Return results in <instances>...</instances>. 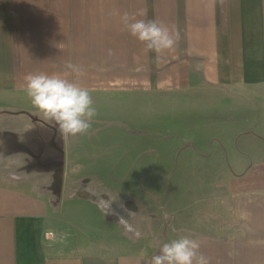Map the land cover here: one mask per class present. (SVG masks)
<instances>
[{
	"label": "crops",
	"instance_id": "1",
	"mask_svg": "<svg viewBox=\"0 0 264 264\" xmlns=\"http://www.w3.org/2000/svg\"><path fill=\"white\" fill-rule=\"evenodd\" d=\"M125 13L168 26L178 34L175 46L157 59L124 28ZM68 62L81 72L67 69ZM29 73L60 75L91 95H183L196 115L212 118L220 95L249 104L254 98L260 110L247 117L264 137V0H0V101L7 107L23 108L30 99ZM12 136L23 147L31 135L22 126ZM33 144L44 170L63 167L60 183L65 156L58 140ZM244 149L248 157L233 154L237 173L227 179L239 232L233 243L200 247L209 264H264V142ZM50 212L46 197L0 183V264H150L152 257L139 252H49Z\"/></svg>",
	"mask_w": 264,
	"mask_h": 264
},
{
	"label": "rangeland",
	"instance_id": "2",
	"mask_svg": "<svg viewBox=\"0 0 264 264\" xmlns=\"http://www.w3.org/2000/svg\"><path fill=\"white\" fill-rule=\"evenodd\" d=\"M91 96L97 112L91 128L63 138V144L55 123L44 120L30 99L23 108L0 101V183L47 198L52 232L47 250L143 251L152 257L163 243L181 236L207 241L200 247L212 240L233 243L239 227L227 179L237 173L235 156L248 157L245 145L264 142L247 117L248 111L251 117L259 112L260 103L220 95L221 107L212 118L196 115L193 100L183 95ZM22 126L31 136L20 147L12 135ZM51 137L65 156L58 184L63 167L47 172L32 149L33 142ZM232 145L237 151L230 154ZM90 192L111 196L107 213ZM107 193L104 198L110 199Z\"/></svg>",
	"mask_w": 264,
	"mask_h": 264
},
{
	"label": "clouds",
	"instance_id": "3",
	"mask_svg": "<svg viewBox=\"0 0 264 264\" xmlns=\"http://www.w3.org/2000/svg\"><path fill=\"white\" fill-rule=\"evenodd\" d=\"M136 16L137 14L125 13L122 17L124 28L143 42L148 50L156 52L157 59L161 52L175 46L178 34H174L168 26L156 20L137 19ZM66 68L77 74L81 72L79 66L72 62H68ZM24 80L25 91L32 105L39 109L44 120L55 123L63 138L88 132L91 121L97 114L89 89L56 74L29 73ZM12 178L20 177L13 174ZM105 193L107 192H90L98 207L106 211L107 202L112 198L107 193L110 199H105ZM118 222H123V217ZM199 249L198 240L181 236L163 243L159 252L152 256L150 264H209L207 257ZM140 255L143 256L144 252L141 251Z\"/></svg>",
	"mask_w": 264,
	"mask_h": 264
},
{
	"label": "trees",
	"instance_id": "4",
	"mask_svg": "<svg viewBox=\"0 0 264 264\" xmlns=\"http://www.w3.org/2000/svg\"><path fill=\"white\" fill-rule=\"evenodd\" d=\"M223 5L226 7V4L225 3H223ZM224 10H225V8H223ZM227 20H228V18H225L224 19V27H225V30H227V26H228V22H227Z\"/></svg>",
	"mask_w": 264,
	"mask_h": 264
}]
</instances>
